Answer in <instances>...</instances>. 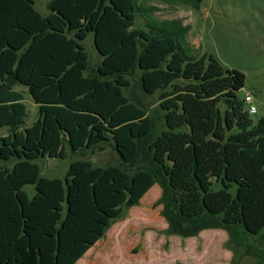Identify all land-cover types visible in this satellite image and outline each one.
<instances>
[{
    "label": "trees",
    "instance_id": "obj_1",
    "mask_svg": "<svg viewBox=\"0 0 264 264\" xmlns=\"http://www.w3.org/2000/svg\"><path fill=\"white\" fill-rule=\"evenodd\" d=\"M45 1L0 0V264H75L154 184L169 233L264 236V118L236 94L244 73L194 56L189 25L141 0ZM18 85L38 106L29 125ZM155 94L159 118L141 99ZM104 144L118 164L42 174L43 158Z\"/></svg>",
    "mask_w": 264,
    "mask_h": 264
},
{
    "label": "rangeland",
    "instance_id": "obj_2",
    "mask_svg": "<svg viewBox=\"0 0 264 264\" xmlns=\"http://www.w3.org/2000/svg\"><path fill=\"white\" fill-rule=\"evenodd\" d=\"M159 10L158 19L179 18L189 25L186 38L191 53L198 57L212 55L224 68H235L245 75L244 85L236 91L238 98L251 96L244 102L256 123L264 118V0H202L198 7L190 1L171 3L166 0H141ZM42 14L48 13L45 0H35ZM137 19L136 25L141 24ZM90 62L95 67L100 57L95 51L92 34L85 40ZM15 89L23 92L26 105V124L38 117V106L25 86ZM148 112L158 118L157 95H142ZM221 110L223 104L220 103ZM162 122H158V128ZM4 128L0 127V134ZM88 159L94 165L118 164L113 147L104 144L101 149L88 150L84 155L68 152L65 158L40 160L42 174L62 177L69 163ZM31 191V187H27ZM160 188L154 184L140 199L139 204L126 209L108 228L106 235L91 246L75 264H264V236H248L235 243L222 228H204L193 236H180L167 231V222L161 215V205L155 206Z\"/></svg>",
    "mask_w": 264,
    "mask_h": 264
},
{
    "label": "built area",
    "instance_id": "obj_3",
    "mask_svg": "<svg viewBox=\"0 0 264 264\" xmlns=\"http://www.w3.org/2000/svg\"><path fill=\"white\" fill-rule=\"evenodd\" d=\"M244 99H245L246 102H250L251 101V96L250 95H245ZM255 111H256L255 106L250 105L249 108H248V112L249 113H254Z\"/></svg>",
    "mask_w": 264,
    "mask_h": 264
},
{
    "label": "crops",
    "instance_id": "obj_4",
    "mask_svg": "<svg viewBox=\"0 0 264 264\" xmlns=\"http://www.w3.org/2000/svg\"><path fill=\"white\" fill-rule=\"evenodd\" d=\"M40 12V11H39ZM47 14V13H46Z\"/></svg>",
    "mask_w": 264,
    "mask_h": 264
}]
</instances>
